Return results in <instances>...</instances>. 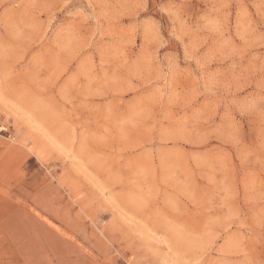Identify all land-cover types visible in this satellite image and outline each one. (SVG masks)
<instances>
[{
	"label": "rangeland",
	"instance_id": "obj_1",
	"mask_svg": "<svg viewBox=\"0 0 264 264\" xmlns=\"http://www.w3.org/2000/svg\"><path fill=\"white\" fill-rule=\"evenodd\" d=\"M0 264H264V0H0Z\"/></svg>",
	"mask_w": 264,
	"mask_h": 264
}]
</instances>
